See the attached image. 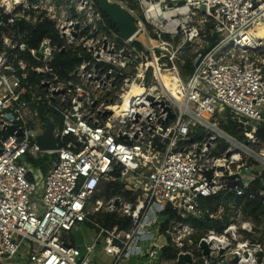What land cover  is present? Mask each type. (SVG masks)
Wrapping results in <instances>:
<instances>
[{
  "label": "built area",
  "instance_id": "2783aa9c",
  "mask_svg": "<svg viewBox=\"0 0 264 264\" xmlns=\"http://www.w3.org/2000/svg\"><path fill=\"white\" fill-rule=\"evenodd\" d=\"M108 1L133 17L131 37L95 0H0V263L100 264L91 253L103 240L113 260L101 264H179L180 254L191 255L185 264H264V213L245 210L257 198L264 205L255 186L264 185V0ZM45 23L59 40L34 45ZM247 34L262 45H245ZM192 43L183 78L178 54ZM68 50L78 63L63 70L56 54ZM50 113L57 149L44 150L37 139ZM45 155L47 173L32 163ZM114 173L132 200L104 196ZM103 212L132 225L107 227ZM190 217L219 228L196 238ZM84 223L96 236L82 253L71 232ZM149 226L164 245L143 247Z\"/></svg>",
  "mask_w": 264,
  "mask_h": 264
},
{
  "label": "trees",
  "instance_id": "16d2710c",
  "mask_svg": "<svg viewBox=\"0 0 264 264\" xmlns=\"http://www.w3.org/2000/svg\"><path fill=\"white\" fill-rule=\"evenodd\" d=\"M105 18H107L106 14H104ZM108 23L111 24L112 27H115L113 23L108 19ZM116 28V27H115ZM34 37L36 38L35 41H33V44L36 45L38 41H40L41 38L45 36H49L53 38L55 41L59 40V36L54 30L53 26L50 23H45L40 26H36L33 28ZM216 38H211L212 41H214ZM56 61L61 65L62 69H68L74 67L78 60L76 57L73 56L72 51L68 50L65 52H59L56 54ZM43 116V119L48 122L51 121L54 124H57L59 121V117L53 113H50L48 116ZM232 124V123H231ZM227 128V127H226ZM234 128V125H229L228 129ZM234 131V129L232 130ZM256 135H258L261 139V141H264V129H258ZM50 155H45L42 157H38L37 159H32V163L35 166H41L43 173H47L49 167H50ZM118 175L117 173H114L109 178V184L106 186L105 191V197L109 198L116 194H124L126 197H128L130 200H132L134 197L127 192H124L122 190L123 186L118 181ZM261 180H257L255 182V186H264L260 183ZM264 188V187H263ZM261 198H257L254 201L250 202L246 207L245 210L251 214H253L255 217H258L260 214L264 213V205L260 202ZM219 201V200H218ZM218 203V202H217ZM216 205V203H215ZM174 214H172L173 216ZM97 219L102 222L107 227H112L114 225H118L120 227H129L132 225V219L127 216H121L117 213H111V214H101L100 216H97ZM192 224L201 227H215L219 228V223L217 221H202L195 218H189L188 219ZM199 238V237H198ZM155 243L157 246L164 245L166 243V240L164 242H161L160 240L155 239Z\"/></svg>",
  "mask_w": 264,
  "mask_h": 264
},
{
  "label": "rangeland",
  "instance_id": "374dc122",
  "mask_svg": "<svg viewBox=\"0 0 264 264\" xmlns=\"http://www.w3.org/2000/svg\"><path fill=\"white\" fill-rule=\"evenodd\" d=\"M203 34L206 37H209L210 36V27H208L207 29L205 27L203 30ZM179 39H181V37H179ZM196 49H197L196 44H194V43L188 44L178 54L177 63L179 64L180 73H181V76L183 78H186L192 71L194 61H195V57H196ZM223 115L224 114L222 113V114H218L217 116H218V118H220V116H223ZM220 126L225 127V128L227 127L226 124H224V122L221 123V120H220ZM232 134L233 135H241L240 130L239 131L234 130L232 132ZM108 184H109V181H105V183H103L101 186V191L104 190V192H105L106 186ZM103 213H105V212H103ZM100 215L101 214H98L97 216H100ZM160 221L164 222L165 217L162 216ZM205 229H206V227H201L199 232L197 234H195L194 236L196 238L201 237L203 234L206 233L204 231ZM157 235H158L157 240H160L161 242L165 241V238L161 234L158 233ZM95 236H96V230L87 223L82 224L80 227H78L77 229H75L71 232V238H72L74 244L80 247V250L82 251V253L85 252L86 247L88 245H91L94 243ZM142 245H143V243H142ZM103 247H104V242H103V240H101L100 243L95 247V249L91 253V258L100 264L101 263H109L113 260V257L107 256L106 254H104ZM148 260H149V258L147 256H145L142 259L141 264L145 261H148ZM0 264H29V263L24 261V258L21 257V258H15V259L9 260V261H4Z\"/></svg>",
  "mask_w": 264,
  "mask_h": 264
},
{
  "label": "water",
  "instance_id": "95a60500",
  "mask_svg": "<svg viewBox=\"0 0 264 264\" xmlns=\"http://www.w3.org/2000/svg\"><path fill=\"white\" fill-rule=\"evenodd\" d=\"M96 4L106 14L107 18L116 27L119 35L123 38H129L136 32V25L134 23L133 17L124 9L109 2L108 0H95ZM182 3V2H181ZM204 8V6H202ZM264 34V30L262 31ZM172 114H169V118ZM53 123L48 121L45 126V130L37 139V145L44 150H54L57 149V141L54 137ZM15 130L14 126H9L7 128L8 133H12ZM18 134H20L18 132ZM152 227L149 226L148 229ZM200 246L203 249L205 255L209 256V247L206 241L201 240ZM185 262H192V257L190 254H180L178 257L179 264H185Z\"/></svg>",
  "mask_w": 264,
  "mask_h": 264
},
{
  "label": "bare ground",
  "instance_id": "6f19581e",
  "mask_svg": "<svg viewBox=\"0 0 264 264\" xmlns=\"http://www.w3.org/2000/svg\"><path fill=\"white\" fill-rule=\"evenodd\" d=\"M140 38L146 42V38L143 35H141ZM243 41H244L245 45H249L252 48H257V47H260L262 45V42H260V41L253 42L250 34H247L245 39L242 40V42ZM152 43H156V42L153 41ZM250 43H254V44L250 45ZM162 78L165 81V84L167 85L169 90L172 92V94L175 95L176 97L180 98V96L178 95V92H177V87H176V81H177L178 77L176 75H173L172 73H170V71H168V72H163ZM155 238H157V237H155Z\"/></svg>",
  "mask_w": 264,
  "mask_h": 264
},
{
  "label": "crops",
  "instance_id": "0c3cea01",
  "mask_svg": "<svg viewBox=\"0 0 264 264\" xmlns=\"http://www.w3.org/2000/svg\"><path fill=\"white\" fill-rule=\"evenodd\" d=\"M152 227V226H151ZM149 230V233L152 235V238L151 239H148V240H145L143 241V247L146 248V247H149L150 245H152V243L154 242V240L156 239L155 237H157V228H151V229H148ZM142 262V259H134L132 261L129 262V264H141ZM149 260L148 261H145L143 262L144 264H148ZM142 263V264H143Z\"/></svg>",
  "mask_w": 264,
  "mask_h": 264
}]
</instances>
